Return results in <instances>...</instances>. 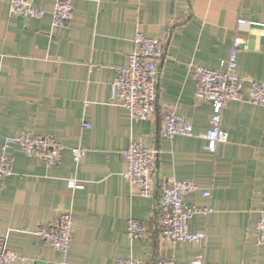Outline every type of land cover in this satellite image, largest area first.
I'll list each match as a JSON object with an SVG mask.
<instances>
[{"label":"crops","instance_id":"1","mask_svg":"<svg viewBox=\"0 0 264 264\" xmlns=\"http://www.w3.org/2000/svg\"><path fill=\"white\" fill-rule=\"evenodd\" d=\"M9 2L0 0V152L4 140L21 131L52 134L63 149L60 163L47 166L15 145L8 148L12 173L0 179L6 248L37 264H115L127 257L158 264L197 256L202 264H264V245L255 237L264 215V107L248 97L249 80L264 81V0H72L73 18L64 27H52L54 0H35L41 18L11 16ZM138 31L162 40L164 53L156 111L134 121L110 103V84ZM235 35L242 98L225 104L221 128L228 139L211 150L205 133L213 109L195 99L190 65L224 69ZM166 107L191 123V136L162 134ZM130 139L158 151L152 196L132 193L123 176L121 151ZM77 146L86 152L75 162L71 148ZM162 177L199 186L185 200L210 207L188 221L191 232L205 231L203 244L161 237ZM64 209L72 212V238L61 252L35 230ZM128 219L146 225L143 238L128 239Z\"/></svg>","mask_w":264,"mask_h":264},{"label":"built area","instance_id":"2","mask_svg":"<svg viewBox=\"0 0 264 264\" xmlns=\"http://www.w3.org/2000/svg\"><path fill=\"white\" fill-rule=\"evenodd\" d=\"M9 14L25 18H41L44 10L35 0H10ZM73 18L72 0H54L51 24L52 27L67 26ZM132 49L125 65L115 68L116 75L110 84V103L124 107L134 121L148 119L156 111L158 63L164 53V42L144 36L136 32L132 40ZM241 39L235 35L229 49L226 66L222 70L207 68L198 64L190 65V73L196 82L195 99L206 101L212 105L209 128L205 133L209 148L215 149L219 142L228 139V133L221 128L222 113L225 104L231 100H240L241 78L236 72L237 55ZM249 101L264 107V81L250 79L248 88ZM162 134L172 138L177 135L191 136L192 125L172 107H166L161 113ZM89 127V123H83ZM11 145L19 147L29 156L39 158L45 165L60 163L63 145L52 134L35 135L29 131H21L14 137H7L0 152V179L12 173V157L7 152ZM86 150L72 147L71 156L78 162ZM157 149L143 146L140 142L130 139L128 146L121 151L125 162L123 176L127 180L132 193L149 197L154 193V171ZM76 180L68 179L69 185ZM199 190V186L190 179L162 177L157 182V203L161 210L159 221L160 235L170 242H190L203 244L206 238L204 230L191 232L189 219L198 213L208 214L209 205L187 203L185 196ZM209 190L201 191L204 197ZM146 225L136 219L127 220L126 234L129 240L141 239L146 235ZM35 234L46 241L53 249L65 252L72 238V212L64 209L49 223L40 225ZM257 244L264 245V215L255 223ZM5 237L0 236V264H37L34 260L17 255L5 246ZM115 264H143L131 258H122ZM158 264H202V257L197 256L188 262H180L173 257H166Z\"/></svg>","mask_w":264,"mask_h":264}]
</instances>
